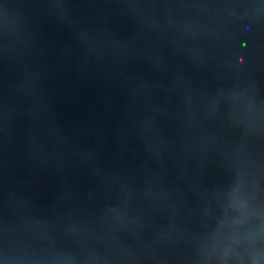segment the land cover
Segmentation results:
<instances>
[{"label":"water","instance_id":"obj_1","mask_svg":"<svg viewBox=\"0 0 264 264\" xmlns=\"http://www.w3.org/2000/svg\"><path fill=\"white\" fill-rule=\"evenodd\" d=\"M0 264H264V0H0Z\"/></svg>","mask_w":264,"mask_h":264}]
</instances>
